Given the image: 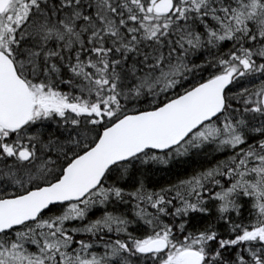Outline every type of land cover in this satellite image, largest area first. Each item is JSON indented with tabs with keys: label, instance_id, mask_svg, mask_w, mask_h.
I'll list each match as a JSON object with an SVG mask.
<instances>
[{
	"label": "snow or ice",
	"instance_id": "6c2138e0",
	"mask_svg": "<svg viewBox=\"0 0 264 264\" xmlns=\"http://www.w3.org/2000/svg\"><path fill=\"white\" fill-rule=\"evenodd\" d=\"M0 264H264V0H0Z\"/></svg>",
	"mask_w": 264,
	"mask_h": 264
},
{
	"label": "trees",
	"instance_id": "16d2710c",
	"mask_svg": "<svg viewBox=\"0 0 264 264\" xmlns=\"http://www.w3.org/2000/svg\"><path fill=\"white\" fill-rule=\"evenodd\" d=\"M227 49H225L226 51ZM241 83L249 88L255 87L259 84L257 80L255 84L249 83L244 78H241ZM237 91L241 90L238 86ZM187 159L188 163L181 164L179 162L174 161L167 169L162 166L157 167L152 175L149 177V187L155 186L158 190L159 186L164 185L167 186L169 182H174L177 176V173L180 175H190L194 168L199 167L200 165H205L211 162V159H206L205 157H189V158H181ZM131 216V213H129Z\"/></svg>",
	"mask_w": 264,
	"mask_h": 264
}]
</instances>
